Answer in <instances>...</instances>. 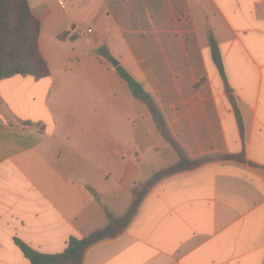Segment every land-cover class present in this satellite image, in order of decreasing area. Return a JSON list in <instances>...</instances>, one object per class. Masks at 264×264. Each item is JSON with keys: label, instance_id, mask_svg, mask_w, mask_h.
<instances>
[{"label": "crops", "instance_id": "crops-1", "mask_svg": "<svg viewBox=\"0 0 264 264\" xmlns=\"http://www.w3.org/2000/svg\"><path fill=\"white\" fill-rule=\"evenodd\" d=\"M28 3L50 74L0 79V264H31L17 239L59 253L131 209L84 264H264V0ZM113 60L189 159H242L149 183L145 102Z\"/></svg>", "mask_w": 264, "mask_h": 264}, {"label": "trees", "instance_id": "trees-1", "mask_svg": "<svg viewBox=\"0 0 264 264\" xmlns=\"http://www.w3.org/2000/svg\"><path fill=\"white\" fill-rule=\"evenodd\" d=\"M39 31V21L33 14L28 0H0V79L15 74H30L36 78L46 77L50 74V67L39 50ZM211 46L214 59L224 74L221 56L214 39L211 40ZM116 71L135 96L154 103L143 85L121 64L116 66ZM158 116L159 121L165 127L162 115L159 114ZM173 143L180 149L179 162L172 167L156 171L149 183L177 172L195 169L217 158L242 159L240 156L230 154L189 159L178 144L175 141ZM132 215L133 209L124 219L112 221L105 228L97 230L89 236L84 238L71 237L66 249L59 253H42L19 239L16 242L31 264H84L85 251L93 244L118 234L119 232L116 231L118 225L121 222L127 224Z\"/></svg>", "mask_w": 264, "mask_h": 264}, {"label": "rangeland", "instance_id": "rangeland-1", "mask_svg": "<svg viewBox=\"0 0 264 264\" xmlns=\"http://www.w3.org/2000/svg\"><path fill=\"white\" fill-rule=\"evenodd\" d=\"M144 102L146 106L145 125L147 133L145 135L140 134V137L142 136L140 152H142L143 159L141 164L147 169L151 168V166H155L158 169L172 167L180 160V149L173 143V139L167 132L166 127L159 121L156 104ZM141 106L142 102H140ZM154 120L156 121L155 123ZM121 223L118 227L119 230L124 227Z\"/></svg>", "mask_w": 264, "mask_h": 264}, {"label": "water", "instance_id": "water-1", "mask_svg": "<svg viewBox=\"0 0 264 264\" xmlns=\"http://www.w3.org/2000/svg\"><path fill=\"white\" fill-rule=\"evenodd\" d=\"M113 64H114L115 66H117L119 63H118L117 60H113Z\"/></svg>", "mask_w": 264, "mask_h": 264}, {"label": "built area", "instance_id": "built-area-1", "mask_svg": "<svg viewBox=\"0 0 264 264\" xmlns=\"http://www.w3.org/2000/svg\"><path fill=\"white\" fill-rule=\"evenodd\" d=\"M89 31H91V29H89Z\"/></svg>", "mask_w": 264, "mask_h": 264}]
</instances>
